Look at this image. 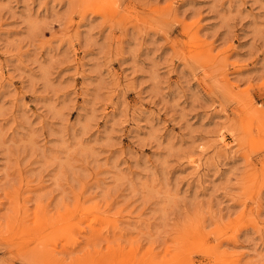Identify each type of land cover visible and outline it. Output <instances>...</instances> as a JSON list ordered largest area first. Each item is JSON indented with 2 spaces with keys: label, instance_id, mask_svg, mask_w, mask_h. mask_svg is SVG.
<instances>
[{
  "label": "rangeland",
  "instance_id": "1",
  "mask_svg": "<svg viewBox=\"0 0 264 264\" xmlns=\"http://www.w3.org/2000/svg\"><path fill=\"white\" fill-rule=\"evenodd\" d=\"M0 264H264V0H0Z\"/></svg>",
  "mask_w": 264,
  "mask_h": 264
},
{
  "label": "bare ground",
  "instance_id": "2",
  "mask_svg": "<svg viewBox=\"0 0 264 264\" xmlns=\"http://www.w3.org/2000/svg\"><path fill=\"white\" fill-rule=\"evenodd\" d=\"M71 232V231H70Z\"/></svg>",
  "mask_w": 264,
  "mask_h": 264
}]
</instances>
